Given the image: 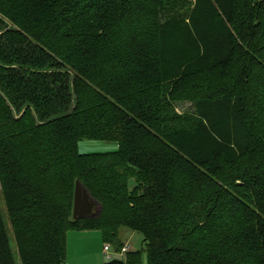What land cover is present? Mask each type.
<instances>
[{
	"label": "trees",
	"instance_id": "16d2710c",
	"mask_svg": "<svg viewBox=\"0 0 264 264\" xmlns=\"http://www.w3.org/2000/svg\"><path fill=\"white\" fill-rule=\"evenodd\" d=\"M72 228L141 234L104 264H264V0H0V264Z\"/></svg>",
	"mask_w": 264,
	"mask_h": 264
},
{
	"label": "rangeland",
	"instance_id": "374dc122",
	"mask_svg": "<svg viewBox=\"0 0 264 264\" xmlns=\"http://www.w3.org/2000/svg\"><path fill=\"white\" fill-rule=\"evenodd\" d=\"M190 108L189 102L176 105L177 112H185ZM116 149L117 145L112 142L83 139L78 143L79 152L85 154L111 152ZM99 207L100 205L97 204L95 209L98 210ZM118 238L124 243V246H129L128 251L140 250L144 247L141 234L130 229H119ZM104 244L109 243L104 242L102 232L98 228L69 229L66 233V260L63 264H104L108 261V258L103 254ZM113 248L110 257H123L122 254V256L115 254L116 251Z\"/></svg>",
	"mask_w": 264,
	"mask_h": 264
},
{
	"label": "water",
	"instance_id": "95a60500",
	"mask_svg": "<svg viewBox=\"0 0 264 264\" xmlns=\"http://www.w3.org/2000/svg\"><path fill=\"white\" fill-rule=\"evenodd\" d=\"M129 183H133V180H130ZM97 204L98 202L92 198L89 191L80 182H76L72 218L77 220L96 216L99 213V209H95Z\"/></svg>",
	"mask_w": 264,
	"mask_h": 264
},
{
	"label": "built area",
	"instance_id": "2783aa9c",
	"mask_svg": "<svg viewBox=\"0 0 264 264\" xmlns=\"http://www.w3.org/2000/svg\"><path fill=\"white\" fill-rule=\"evenodd\" d=\"M111 249H112V248H111L110 244H104V246H103V254L105 255V257L108 258V260H110V259L112 258V257H110ZM128 250H129V246L126 245V246H124V247L122 248L121 252H119V253H116V252H115V254L121 255V254H123L125 251H128Z\"/></svg>",
	"mask_w": 264,
	"mask_h": 264
},
{
	"label": "crops",
	"instance_id": "0c3cea01",
	"mask_svg": "<svg viewBox=\"0 0 264 264\" xmlns=\"http://www.w3.org/2000/svg\"><path fill=\"white\" fill-rule=\"evenodd\" d=\"M133 250V249H132ZM122 256V255H121Z\"/></svg>",
	"mask_w": 264,
	"mask_h": 264
}]
</instances>
